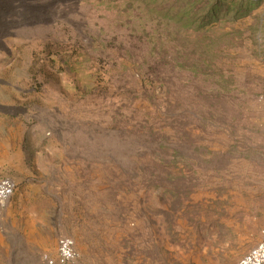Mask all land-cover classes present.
I'll use <instances>...</instances> for the list:
<instances>
[{
	"label": "rangeland",
	"instance_id": "1",
	"mask_svg": "<svg viewBox=\"0 0 264 264\" xmlns=\"http://www.w3.org/2000/svg\"><path fill=\"white\" fill-rule=\"evenodd\" d=\"M0 264H237L264 226V0H0ZM59 264V263H55Z\"/></svg>",
	"mask_w": 264,
	"mask_h": 264
},
{
	"label": "built area",
	"instance_id": "2",
	"mask_svg": "<svg viewBox=\"0 0 264 264\" xmlns=\"http://www.w3.org/2000/svg\"><path fill=\"white\" fill-rule=\"evenodd\" d=\"M15 181L10 177L0 178V207L4 206L15 190ZM262 239L245 253L237 264H264V226L261 230ZM78 257L73 239L69 236H61L58 240V254L56 259L46 260L49 264H68Z\"/></svg>",
	"mask_w": 264,
	"mask_h": 264
}]
</instances>
